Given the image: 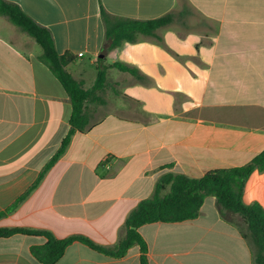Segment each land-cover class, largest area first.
Wrapping results in <instances>:
<instances>
[{
	"label": "crops",
	"instance_id": "obj_1",
	"mask_svg": "<svg viewBox=\"0 0 264 264\" xmlns=\"http://www.w3.org/2000/svg\"><path fill=\"white\" fill-rule=\"evenodd\" d=\"M53 34L67 71L90 90V126L42 171L71 129V98L40 60V45L0 16V228L83 235L114 247L129 214L167 174L201 178L249 164L264 151V0H7ZM101 5L113 17L149 21L172 14L157 37L108 50ZM135 69L134 76L113 67ZM29 192V193H28ZM23 201L17 203L20 198ZM244 202L264 208V172ZM207 197L195 220L139 229L149 264H257L256 248ZM42 236L0 239V264H42ZM138 246L115 259L74 243L56 264H140Z\"/></svg>",
	"mask_w": 264,
	"mask_h": 264
},
{
	"label": "trees",
	"instance_id": "obj_2",
	"mask_svg": "<svg viewBox=\"0 0 264 264\" xmlns=\"http://www.w3.org/2000/svg\"><path fill=\"white\" fill-rule=\"evenodd\" d=\"M101 13L106 26L108 50L119 47L123 42L135 43L140 35L157 37V30L171 24L173 19L172 14L149 21L121 19L108 14L102 5ZM0 16L40 45L43 50L40 60L49 66L64 86L73 105L71 129L56 154L42 171L39 180L30 189L29 192H31L65 154L73 135L76 132L84 133L88 130L90 119L87 104L92 101L103 103L99 99V95L106 87V68L98 71L94 86L90 90H85L84 83L76 80L67 71L68 65L74 63L77 56L70 53L59 55L50 29L38 24L24 12L20 5L7 0H0ZM113 67L131 74L136 79H141V76L133 68L123 64H115ZM257 172H264V151L245 166L212 170L197 179L175 174L164 175L158 181L152 197L142 200L129 214L125 222V235L114 247L100 246L83 235L58 239L49 231L24 228H0V239L18 234L46 238L45 245L34 246L31 249L33 256L42 264L58 263L66 250L74 243H80L115 259L124 257L131 248L138 246L141 251L140 264H149L148 245L139 229L144 225L158 222L179 223L195 220L200 215L206 198L215 197L224 216L226 213H230L242 220V225L237 224L240 232L256 248L255 262L264 264V208L258 202L252 204L244 202L246 183ZM25 197L20 198L17 203L23 201ZM11 209H8L7 212ZM7 212L0 213V218Z\"/></svg>",
	"mask_w": 264,
	"mask_h": 264
},
{
	"label": "rangeland",
	"instance_id": "obj_3",
	"mask_svg": "<svg viewBox=\"0 0 264 264\" xmlns=\"http://www.w3.org/2000/svg\"><path fill=\"white\" fill-rule=\"evenodd\" d=\"M231 219L238 225H242V220L238 216L231 217Z\"/></svg>",
	"mask_w": 264,
	"mask_h": 264
}]
</instances>
